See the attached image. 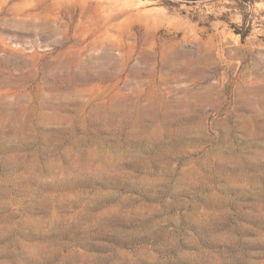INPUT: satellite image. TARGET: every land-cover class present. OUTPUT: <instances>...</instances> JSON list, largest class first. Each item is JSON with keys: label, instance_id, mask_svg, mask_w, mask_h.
Here are the masks:
<instances>
[{"label": "rangeland", "instance_id": "1", "mask_svg": "<svg viewBox=\"0 0 264 264\" xmlns=\"http://www.w3.org/2000/svg\"><path fill=\"white\" fill-rule=\"evenodd\" d=\"M0 264H264V0H0Z\"/></svg>", "mask_w": 264, "mask_h": 264}, {"label": "trees", "instance_id": "2", "mask_svg": "<svg viewBox=\"0 0 264 264\" xmlns=\"http://www.w3.org/2000/svg\"><path fill=\"white\" fill-rule=\"evenodd\" d=\"M236 33H238V32H236ZM241 36L244 38L245 37V34H241Z\"/></svg>", "mask_w": 264, "mask_h": 264}]
</instances>
